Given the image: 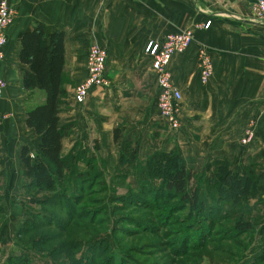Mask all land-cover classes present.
Returning a JSON list of instances; mask_svg holds the SVG:
<instances>
[{
    "label": "crops",
    "instance_id": "0c3cea01",
    "mask_svg": "<svg viewBox=\"0 0 264 264\" xmlns=\"http://www.w3.org/2000/svg\"><path fill=\"white\" fill-rule=\"evenodd\" d=\"M6 1L16 15L7 30L1 67L7 88L0 102V172H25L22 149L33 153L41 143L26 120L27 111L42 104L45 96L23 86L29 68L19 61L18 38L42 24L48 34L66 36L61 120L72 124L73 133L64 149L81 148L103 160L108 172L126 158L129 147L138 151L140 160L158 148L164 153L175 150L190 171L201 174L215 172L222 163L240 173L251 165L261 172L259 190L264 196V167L256 169L264 164V23L254 19L255 0ZM188 30L193 43L168 66L172 84L182 95V128L176 132L160 119V89L146 48ZM93 45L107 51L110 86L92 89L86 103L77 104L74 91L88 76ZM203 51L213 60V76L206 84L198 70ZM117 129L120 138L115 143ZM248 129L254 138L243 145Z\"/></svg>",
    "mask_w": 264,
    "mask_h": 264
},
{
    "label": "trees",
    "instance_id": "16d2710c",
    "mask_svg": "<svg viewBox=\"0 0 264 264\" xmlns=\"http://www.w3.org/2000/svg\"><path fill=\"white\" fill-rule=\"evenodd\" d=\"M18 39L21 44L19 61L29 68L23 75V86L27 92L42 91L45 100L27 111L26 126L41 138V143L36 152L32 153L28 147H24L21 152L26 181L22 191L23 194L28 193L26 197L29 201L22 203L21 200L20 204L23 214L28 215L30 220L16 235L15 245L22 251L21 254L11 255L7 264H41L40 260L50 261V264H118L112 257L115 255V244L109 247V251H104L111 242L109 231L102 228L98 233L99 230L91 228L96 227L95 224L79 227L73 224L83 215L79 208L82 196H76L75 193L85 194L89 187L101 181L103 172L107 170L103 160L93 159L77 146L64 154V142L73 133L72 124L64 125L61 120L66 94L63 88L65 33L48 34L42 24H37L33 30L21 33ZM119 138L120 131L117 129L114 133L115 143ZM127 149L126 158L121 159L114 172H125L119 175L125 180L129 178L127 172H138L136 178L142 182L136 187L138 193L135 196H116L114 199L121 200L116 202L119 205L116 208L146 209L151 218L155 214L163 222L180 210H196L200 226L190 227L193 228L191 231L197 232L199 240V235L206 234L217 221H229L235 215L240 216L231 231L233 235L242 226L243 217L248 215V198L263 199L259 190L261 172L253 170L251 165L246 172L240 173L230 172L227 163H222L216 165L215 172L201 174L190 171L176 151H155L147 159L140 160L137 150ZM260 155H264V152ZM196 177L199 182L192 185ZM32 192L39 195L49 193L51 197L40 199L30 196ZM260 203L263 205L264 201ZM33 205L42 208L33 211ZM58 207L65 211L67 222L63 220L60 223L54 219V211ZM228 207H231L230 211ZM203 208L205 211L202 214ZM137 219L143 223L133 222L136 227L152 230L146 226L148 222L144 218ZM71 220L72 225L69 222ZM51 227L59 229L62 234L59 237L34 236L36 232ZM77 230L78 233H75ZM121 231L117 234L124 233ZM183 232L188 234L189 228H184ZM84 248L92 253L85 254ZM122 255L126 258L124 261L121 258L119 264H127L128 261L136 264L128 253L123 252Z\"/></svg>",
    "mask_w": 264,
    "mask_h": 264
},
{
    "label": "rangeland",
    "instance_id": "374dc122",
    "mask_svg": "<svg viewBox=\"0 0 264 264\" xmlns=\"http://www.w3.org/2000/svg\"><path fill=\"white\" fill-rule=\"evenodd\" d=\"M168 128L171 130L170 127ZM154 139L160 141V138L154 137ZM66 148L64 154L69 152ZM156 152L161 153L162 151L158 148ZM263 167L264 164H259L256 169H263ZM122 173L125 172H103V177L96 186L89 187L85 194L75 193L76 196H82V205L79 208L83 211V215H80L73 224L78 227L83 224L88 226L95 224L97 228L94 226L91 228L99 230L98 233L102 228L109 231L111 242L104 248V251H109L112 244L116 245L115 255L112 256L114 262L119 264L121 258L124 261L126 256L122 254L125 252L133 258L136 264H264V204L260 203L264 201V196H262L263 199L248 198L249 206L246 207L248 215L243 217V224L236 233L231 235L240 217L235 215L229 221H217V224L209 228L206 234L199 235V240L197 232L191 231L192 227H190L200 226L199 213L196 210L187 208L178 211L176 209L175 211L178 212L172 213L169 216L170 219L167 218L163 222L153 213L151 218L146 209H117L119 205L116 202L121 200L114 198L135 196L138 188L137 191L135 189L142 182L136 178L138 172H127L129 178L126 180L119 176ZM24 175L25 172H0V264H7L11 255L22 252L15 245V241L19 229L30 220L28 215L23 214L22 209V203L29 201L26 197L28 193L23 194L22 191V187L26 184ZM198 182L196 177L192 185ZM41 194L32 192L29 195L40 199L51 197L49 193ZM258 203L260 205H257ZM33 208V211H38L42 207L33 205ZM228 208L227 210L230 211L231 207ZM203 211L205 208L202 209V214ZM65 214V211L58 207L54 211L56 217L54 219L60 223L63 220L67 222ZM140 217L148 222L146 226L152 230L136 227L133 222H141L137 219ZM184 228H189L188 234L183 232ZM121 230L124 233L117 234V232H122ZM75 233H78V230ZM60 234L62 232L59 229L51 227L36 232L34 236L59 237ZM91 253V250L85 251L87 255ZM39 262L50 264V261L40 260ZM127 264L133 263L128 261Z\"/></svg>",
    "mask_w": 264,
    "mask_h": 264
},
{
    "label": "built area",
    "instance_id": "2783aa9c",
    "mask_svg": "<svg viewBox=\"0 0 264 264\" xmlns=\"http://www.w3.org/2000/svg\"><path fill=\"white\" fill-rule=\"evenodd\" d=\"M255 21L264 23V0H255L253 5ZM15 11L9 6L6 0H0V102L4 98L7 88L1 67L4 60L3 49L8 43L7 30L13 19ZM211 21L205 24L209 28ZM194 36L191 31H181L166 36L160 43H149L146 54L152 59V68L157 75L159 85L158 108L161 121L171 128L172 131H179L182 123L179 117L182 95L171 81V74L168 66L175 54L184 53L193 43ZM108 54L104 48L97 45L90 47L87 58L88 76L80 83L74 91V99L77 104H85L92 89H106L109 81L106 78ZM198 70L201 82L206 84L213 76V60L209 52L203 51L200 54ZM254 138V131L248 129L245 132L242 144L247 145Z\"/></svg>",
    "mask_w": 264,
    "mask_h": 264
}]
</instances>
